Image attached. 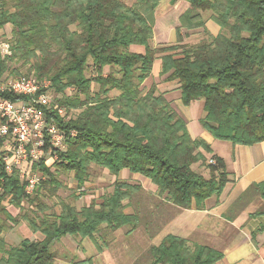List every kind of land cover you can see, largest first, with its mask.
<instances>
[{"label":"trees","instance_id":"trees-1","mask_svg":"<svg viewBox=\"0 0 264 264\" xmlns=\"http://www.w3.org/2000/svg\"><path fill=\"white\" fill-rule=\"evenodd\" d=\"M161 1L0 0V30L11 26L12 52V58L0 59V80L10 62L33 61L32 78L50 81L51 93L62 96L60 107L75 112L65 121L53 111L49 120L69 135L76 132L55 164H35L43 179L33 195L26 194L18 172L6 173L0 161V264H56L55 244L65 236L94 238L103 225L134 231L155 223L147 217L143 224L140 211L126 213V202L143 192L126 181H116L100 203L79 208L71 198L49 204L62 186L60 174L72 173L82 186L93 165L116 176L128 170L149 179L180 210H203L208 199L222 194L231 182L225 161L214 155L216 165L210 164L211 146L191 136L158 84L147 86L157 61L159 79L178 84L184 106L204 102L200 124L215 139L234 146L264 142V0H172L189 4L177 43L154 46ZM208 20L220 26L216 37L206 29ZM182 29L206 37L184 43ZM70 89L74 96L67 95ZM197 164L207 177L194 170ZM256 195L264 200V184L252 185L233 208ZM7 199L20 208L19 216L2 206ZM255 216H264V205ZM21 221L43 240L9 245L3 234ZM147 256L150 264H216L223 258L209 246L172 235Z\"/></svg>","mask_w":264,"mask_h":264},{"label":"crops","instance_id":"crops-1","mask_svg":"<svg viewBox=\"0 0 264 264\" xmlns=\"http://www.w3.org/2000/svg\"><path fill=\"white\" fill-rule=\"evenodd\" d=\"M162 2L163 0L161 1V8L159 7L160 10L158 8L156 12L154 46H160V44L173 45L177 43V28L181 25L180 17L189 9V4L187 2L178 1L172 4V0H165L168 5L172 4L174 8L172 7L169 12L163 13L162 9L164 3L162 4ZM182 5H184V7L177 12L174 21L175 15L172 14ZM206 29L215 37L220 32V26L213 20L207 21ZM181 34L184 38V43L188 44H190L189 40L203 39L201 38L202 32L200 31L189 32L186 29H182ZM171 38L175 39L174 42H172L173 40ZM133 49L139 52L143 51L140 47H135ZM160 69L161 63L157 61L153 68L152 77L147 82V86L150 87L153 83L158 84V91L165 93L166 97L172 102V107L178 112H182V106L184 105L181 101V92L178 90V84L176 82L161 81L159 79ZM194 103L190 106H184L186 110L180 115L187 121L191 136L194 139H202L211 146L213 152L212 154H206L207 158L209 155V158L213 156V159H215L214 155H216L225 161L227 171L231 174V182L226 186L222 194L219 197L213 196L208 199L205 202L203 210H196L194 208L180 210L176 206L167 203L165 201V196L160 197L157 187L149 179L139 174H133L128 170H123L118 176L112 175L106 169L100 170L98 172L99 174L101 171H104V173L106 172L105 174L110 177L109 180L112 187H114L116 181L119 180L132 184H139L143 190L141 197L148 199V201L141 200L142 198L140 199L141 203L144 205L143 207H146L145 205L147 203L154 205L156 211H158L156 213L157 219L156 221L153 220L155 223H146L145 228L139 227L134 231H131L129 228H127L128 230L122 228L111 231L110 229L107 230L106 225H103L100 229V233L95 235L94 238L65 236L55 244V252L57 255L56 264H121L123 258H125L122 250L125 246L132 244V242H128L125 238L135 235H140L144 249L140 257H135V259L129 258V264H137L135 263L137 258H143L140 264H150L151 260L147 256L148 251L152 247L159 246L169 235L186 239L190 243L209 246L222 253L223 258L216 264H264V231L259 232V229L264 227V216L253 217L264 205L263 198L256 195L250 202L240 204L236 208H233L239 197L252 185L264 184V142L252 146H234L230 142L220 141L225 142L227 145H224L225 148H223V150H215L214 144L217 139L209 132L205 131L201 126L200 120L202 119V115L201 119L199 117L196 118L198 111L192 110L191 112V110H188ZM192 113H195L194 119L197 120L195 124H191L192 121H194ZM56 162L57 161L50 160L45 164L47 166H52ZM34 167L35 165L31 166V172L34 174L38 173ZM94 167L96 166H92L91 172ZM193 167H195L194 170L204 172L198 164ZM68 174L70 178L72 177V180L75 181L73 174ZM203 174L207 177L206 173ZM93 176L96 175H93V173L90 175L88 181L89 185L97 182L98 178L94 181L96 177ZM60 182L62 183L61 180ZM68 186V188L66 187L63 189L62 185L58 190L59 192H64L65 195L59 194L58 192L49 202L52 204L58 203L62 199L68 200L73 198L74 200L72 201H75V204L79 208H82L91 205L93 202L100 203L102 197L106 194L104 193V195L101 196L87 194V191L84 190L85 188H89L87 183L80 186L75 181V185ZM101 189L96 187L94 194H97ZM79 202H81V204ZM2 206L6 207L9 214L13 217H17L21 213L20 208L12 205L9 199L3 201ZM143 210H145V208H143ZM136 211L137 208L134 204L127 201L126 213L133 215ZM141 215L144 219L143 223H145L146 218L149 217L148 213H141ZM152 227L156 228L155 232L151 231ZM102 229L110 235L111 239L107 244H103L104 238L99 236ZM122 231L124 232L121 235L120 245H118L119 237L117 234ZM3 235L11 246H17L23 240L36 242L44 238L40 233H33L25 221H21L18 225L13 227L11 231Z\"/></svg>","mask_w":264,"mask_h":264},{"label":"built area","instance_id":"built-area-1","mask_svg":"<svg viewBox=\"0 0 264 264\" xmlns=\"http://www.w3.org/2000/svg\"><path fill=\"white\" fill-rule=\"evenodd\" d=\"M10 51L8 42L0 44L1 55L3 52L10 55ZM50 90L48 80H0V161L6 173L18 172L28 195L34 193L42 180L31 172V166L58 161L59 153L67 149L68 138L76 136V132L69 135L49 120L53 111L65 121L70 120L66 109L54 102Z\"/></svg>","mask_w":264,"mask_h":264},{"label":"rangeland","instance_id":"rangeland-1","mask_svg":"<svg viewBox=\"0 0 264 264\" xmlns=\"http://www.w3.org/2000/svg\"><path fill=\"white\" fill-rule=\"evenodd\" d=\"M129 1H131V0H129ZM164 3V6H163V9H162V11H163V13L164 12H169L171 9H172V7H173V5L171 4V5H168V3H166L165 2V0H163V2H162V4ZM166 3V4H165ZM162 6V5H161ZM183 7H184V5H182V6H179V9L178 10H175V12H174V14H172V15H175L174 16V21H175V19H176V16H177V12L179 11V10H181V9H183ZM161 8V7H160ZM160 8H159V10H160ZM174 8V7H173ZM10 32H11V26H6L4 29H2V30H0V44H3V43H7L8 42V40H10L11 39V35H10ZM204 37H206L205 35H204V33H202L201 34V38H204ZM173 41L172 42H174V38H171ZM167 41H169V40H167ZM200 40H198V39H192V40H189V42H190V44H196V43H198ZM171 42V43H172ZM168 44H170V43H168ZM160 46H162L161 44H160ZM12 56V52L10 51V55L9 54H7L6 52H3L2 53V55L0 54V59L1 60H7L8 58H12L11 57ZM33 64H34V62L33 61H31L30 63H26L25 61H21V60H14L13 62H10L9 64H8V71H6L5 73H4V75H3V77L1 78V79H4V80H7V81H12V80H19V79H22V78H32V77H34L35 76V70H34V68H33ZM110 70H109V68H106L105 69V74H107L108 72H109ZM28 76H30V77H28ZM35 78V77H34ZM75 91L73 90V89H70L68 92H67V95H75ZM52 94V96L54 97L53 99H54V102H56L57 103V100L58 99H60V98H62V96H59V95H55L53 92L51 93ZM118 93L117 92H115V91H113L112 92V96H116ZM81 99H84V97L83 98H81ZM58 104V103H57ZM173 109L180 115H182L183 113L182 112H184V110H186L185 109V107L184 106H182V112H178L174 107H173ZM200 109H201V112H200ZM188 110H191V112H192V110L194 111V110H196V111H198V113L196 114V118H200L201 119V115H202V118L204 117V115H205V112H204V102L202 101V100H200V101H196L195 103H194V105L191 107V108H189ZM187 110V111H188ZM67 113V112H66ZM75 112H69V113H67L66 114V117L67 118H69V119H71L74 115ZM193 114V119H194V115H195V113H192ZM180 115V116H181ZM197 122V120H195L194 119V121H192V123L191 124H195ZM224 145H227V144H225V142H220V141H215V144H214V147H215V150H217V149H219V150H223V148H225V146ZM208 160H209V163L211 164V161H215V164H212V165H216V160L215 159H213V156H211L210 158H209V155H208ZM50 160H48V162H49ZM194 169H195V167H193ZM53 170H55V168H53ZM100 170H104V169H102V168H98L97 166L96 167H94L93 168V170H92V172L90 171V174L92 175V173H93V175H96V176H93V177H96V178H94V181H96V179L98 178V179H101V180H98L97 179V182H95V183H91L90 185H89V183L87 182V186L89 187L88 189H84L85 191H87V194H90V195H99V196H101V195H104V193H106L107 194V192H112L113 191V187L111 186V182H110V177H108L107 176V174H105L104 173V171H101L100 172V174L98 173ZM203 170V169H202ZM197 171V170H196ZM204 172L203 173H206L207 175L209 174V172L208 171H206V170H203ZM202 172V171H201ZM37 174V177L38 176H41V174L40 173H36ZM35 174V175H36ZM99 174V175H98ZM97 175H98V177H97ZM59 178H60V180L62 181V185H63V189H65L66 187L68 188L69 186L68 185H75V181H73L72 180V177L70 178V176H69V174L68 173H66V174H60V176H59ZM112 187V190H111V187ZM96 187H99V189H101V188H103V189H101V190H99L98 192H97V194H94V192H95V188ZM75 190H76V188H75ZM79 190V189H78ZM111 190V191H110ZM59 194H64L65 195V193L64 192H59ZM139 198V199H138ZM138 198H136L137 200H135L134 202H133V204H134V206L137 208V211H140V214H139V217L140 218H142V215H141V213H145V212H147L148 213V216H149V218L150 219H153V220H155L156 221V213L158 212V211H156V208H155V206L154 205H150L149 203H147L145 206L146 207H143L144 205L141 203V200H146V201H148V199H144V198H142L141 197V195H140V197H138ZM142 198V199H141ZM141 199V200H140ZM157 201V200H156ZM80 204H81V202H79ZM49 204H51L50 202H49ZM143 208H145V210H143ZM143 210V211H142ZM143 218H142V223H143ZM144 224V223H143ZM141 227H143V228H145V224H144V226H141ZM107 228V227H106ZM139 227H137L136 229H138ZM109 228H107V230H108ZM127 229V228H126ZM129 229H131V228H129ZM135 229V230H136ZM106 230V229H105ZM128 230V229H127ZM145 230V229H144ZM103 231V232H102ZM102 231H101V234L99 235L101 238H104V241L102 242L103 244H107V242H109V240L111 239L110 238V235H108L107 233L108 232H105L104 231V229H102ZM124 231H122V232H119L117 235H118V245H120V242H121V238H122V233H123ZM100 233V232H99ZM125 240H127L128 242L130 241V242H132V244L131 245H128V246H125L124 247V249L122 250V252H123V254H124V257L125 258H123V261L121 262V264H129L130 263V260H129V258H134L135 259V257H140L142 254H141V252H142V250L144 249L143 248V246H142V239H140V235H135V236H132V237H129V238H125ZM146 257V256H145ZM148 258V257H147ZM143 260V258H141V259H139V258H137V261H135V263H137V264H140V262ZM144 262V261H143ZM142 263V262H141Z\"/></svg>","mask_w":264,"mask_h":264}]
</instances>
